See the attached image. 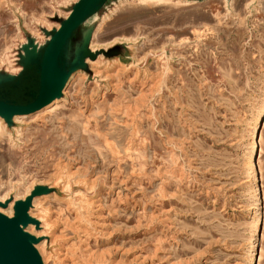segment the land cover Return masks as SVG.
<instances>
[{"label":"rangeland","instance_id":"rangeland-1","mask_svg":"<svg viewBox=\"0 0 264 264\" xmlns=\"http://www.w3.org/2000/svg\"><path fill=\"white\" fill-rule=\"evenodd\" d=\"M74 1L0 0L1 100ZM58 62L0 115V212L31 195L43 264H264V0H95Z\"/></svg>","mask_w":264,"mask_h":264},{"label":"water","instance_id":"water-1","mask_svg":"<svg viewBox=\"0 0 264 264\" xmlns=\"http://www.w3.org/2000/svg\"><path fill=\"white\" fill-rule=\"evenodd\" d=\"M95 0H76L68 14L60 20L57 28L47 39L44 50L38 60L39 87L33 99L27 103L6 102L0 99V115L27 114L45 106L59 95V84L63 85L64 76L58 66L62 49L66 46L68 37L83 22ZM30 196L24 200L15 201V213L9 217L0 212V264H43L36 247L33 244L35 236L25 231L21 224L37 222L29 216L27 209Z\"/></svg>","mask_w":264,"mask_h":264},{"label":"bare ground","instance_id":"bare-ground-1","mask_svg":"<svg viewBox=\"0 0 264 264\" xmlns=\"http://www.w3.org/2000/svg\"><path fill=\"white\" fill-rule=\"evenodd\" d=\"M181 3H187V2H190V1H194V0H177ZM16 67V66H15ZM18 68V67H16ZM65 101V100H64ZM24 114H14L13 116L16 117V119L20 116H23ZM2 118H0L1 120ZM21 119V118H20ZM2 124L4 123H1L0 122V126L3 128L4 126H2ZM5 129V128H4ZM3 132H6V131H3ZM262 136V135H261ZM252 162V161H251ZM253 164V163H252ZM251 168V166H250ZM69 183V181L63 183V186H67V184ZM77 184H82V183H78L76 182ZM75 183V184H76ZM79 194V193H78ZM27 195V194H26ZM83 195H80L78 197V200H77V209L78 210V213H77V216L79 217V223L83 224L84 222H87V220L89 221L88 216H90V211L92 209V203L90 202L91 200L89 198H82ZM65 203V202H64ZM34 204V203H33ZM41 205V203H39ZM35 205V204H34ZM42 206V205H41ZM44 206V205H43ZM1 209V208H0ZM6 214V213H5ZM37 218L39 219V221L41 222V227H43V229L45 230V228H48L50 226V223L48 222V214L46 213V211H44V209H41L38 214L36 215ZM78 219V218H77ZM87 219V220H86ZM85 224V223H84ZM34 227V226H33ZM32 228V227H31ZM84 228V227H83ZM87 228V227H86ZM24 229V228H23ZM26 229H27V226H26ZM29 229V228H28ZM42 229V230H43ZM76 229V228H75ZM88 229V228H87ZM33 230V229H31ZM49 230V229H48ZM83 230V229H82ZM89 230V229H88ZM87 230V231H88ZM29 231V230H28ZM42 232V231H41ZM32 233V232H31ZM51 233V232H50ZM41 234V233H40ZM59 242V241H58ZM45 247V246H44ZM57 249V248H56ZM55 251V250H54ZM57 252V251H56ZM260 255H262V245H261V248H260ZM53 256V255H52ZM48 258V257H47ZM56 258V256H55ZM88 259V258H87ZM105 259V258H104ZM258 259V258H257ZM46 263V262H45Z\"/></svg>","mask_w":264,"mask_h":264}]
</instances>
